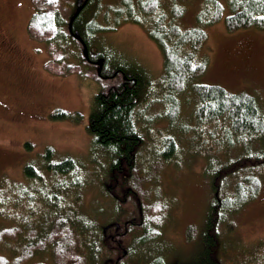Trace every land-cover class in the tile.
<instances>
[{
  "label": "rangeland",
  "instance_id": "rangeland-1",
  "mask_svg": "<svg viewBox=\"0 0 264 264\" xmlns=\"http://www.w3.org/2000/svg\"><path fill=\"white\" fill-rule=\"evenodd\" d=\"M62 1L66 8L76 2ZM119 2L102 0V12ZM203 4L204 0H160L156 12L166 14L171 19L172 8L182 7V15L174 23L182 29H188L196 25V16L203 9ZM34 9L33 0H0V186L9 181L12 184L22 183V190L28 189L29 196L36 194L35 185L25 178L23 169L31 162L40 166L46 147L53 146L57 160L70 156L79 161L83 167H79L80 175L85 176L84 181H87L81 192L74 183L70 187L69 199L66 196L68 182L63 179L67 186L58 188L59 197L63 199L59 205L65 208L71 204L73 209L76 206L84 223L89 220L101 224L104 219L99 212L102 211L100 209L107 210L109 199L101 192L98 183L105 176L108 159L92 153V138L87 126L93 96L118 84L119 79L101 78L98 66L86 60L79 42L71 41L62 52L56 45L32 38L28 24ZM96 10L95 3L89 6L88 22L93 19L91 13ZM68 11L65 15H68ZM103 19L100 15L97 22L101 24ZM206 32L207 41L197 53L195 62L206 60L207 70L194 82H189L179 95L180 112L173 124L163 118V90L160 92L163 54L149 37L146 28L141 24L123 22L115 31L98 32L92 37L91 50L95 53L105 52L110 68L119 66L144 76L146 85L143 95L148 100L142 107H137L147 123L144 126L146 141L142 149L144 165L163 151L168 135L177 144L176 156L160 167L158 181L154 183L157 189L161 188L162 193L170 198L173 207L170 221L158 241L160 246L157 242L151 244L142 256L145 260L149 259V264H162L163 261L167 264H190V260L198 258L206 213L213 198L211 178L207 171H213L222 161L239 157L245 147L236 140V146L227 149L226 140L220 138V124H201L196 121V95L191 84H214L235 93L247 92L256 97L264 111V29L253 27L230 33L222 19L206 27ZM58 108L74 115L73 118L53 119L51 116ZM25 142L32 143L33 148L27 149ZM248 144L253 148L252 151L264 147V141L261 140H253ZM48 173L43 168L41 174L55 184L57 180ZM48 180L39 186L50 191ZM230 189H233L232 185H229ZM8 197L9 191H4L2 187L0 198L7 202ZM1 205L0 201V211H7ZM29 207L33 208L31 205ZM39 214L41 212L36 210V214L18 216L15 220L14 216L10 220L0 217V227L21 225L23 228L27 221L33 226ZM227 217L230 230L225 223L220 225L225 246L224 264H264V179L259 196L238 212L230 216L227 214ZM25 230L27 233L28 228L25 227ZM10 241L3 244L1 253L13 258L20 251V247L15 245L22 241V237ZM100 247L91 239L94 257L97 252L99 254L96 257L105 254ZM51 251L50 246H47L23 264L37 261L53 264Z\"/></svg>",
  "mask_w": 264,
  "mask_h": 264
},
{
  "label": "trees",
  "instance_id": "trees-1",
  "mask_svg": "<svg viewBox=\"0 0 264 264\" xmlns=\"http://www.w3.org/2000/svg\"><path fill=\"white\" fill-rule=\"evenodd\" d=\"M33 3L35 9L28 24L32 38L56 45L62 52L71 41L78 43L68 29L69 21L76 12V2L70 8H66L62 0H33ZM93 3L97 5V10L91 13L93 19L88 22L87 10ZM158 6L160 0H136L135 3L132 0H120L102 12V0H89L73 23L74 31L80 33L89 47L90 60H86L93 65L94 61L104 58L100 77L119 79L118 84L93 96L87 126L92 138V153L108 159L107 165H104L105 176L98 183L101 192L109 199L107 210L100 209L102 211L99 212L104 221L101 224H93L89 220L84 223L76 206L73 209L71 204L65 208L59 205L63 199L59 197L58 188L67 186L63 179L68 182L66 196L69 199L70 187L76 183L81 192L87 181H84L85 176L80 175L79 167H83L79 161L70 156L57 160L55 148L47 146L40 166L31 162L23 169L25 178L35 185L36 194L29 196L28 189L22 190V183L12 184L9 181L0 186V189L3 187L4 191H9L7 202L0 198L1 206L7 210L0 211L2 219L10 220L14 216L15 220L18 216L36 214V210L41 212L33 226L24 220L27 222L23 228L21 225L0 227V264L29 262L39 250L47 246L52 249L53 264H149V259L145 260L142 256L151 244L157 242L160 246L158 241L170 221L173 207L170 198L162 193L161 188L157 189L154 183L158 181L160 167L176 156L177 144L168 135L163 151L144 165L142 149L146 141L144 126L147 123L138 112L140 108H137L148 100L143 95L146 85L144 76L119 66L110 68L105 52L96 55L91 50L93 34L115 31L123 22L141 24L146 28L149 37L163 54L164 69L160 83V92L163 90L161 103L165 108L163 118L173 124L180 112L179 95L189 82H194L207 70L206 60L195 62L197 53L208 38L206 27L223 19L230 33L253 27L264 29V0H204L203 9L196 16V25L188 29H182L174 23L181 17L182 7H173L172 18L169 19L166 14L156 12ZM67 9L68 15H65ZM100 15L104 18L101 24L97 22ZM190 87L196 95V121L201 124H220V138L226 140L227 149L234 148L236 140L241 146L245 145L239 157L222 161L213 171H207L211 178L213 198L206 213L199 256L190 260V264H224L225 246L220 225L225 223L230 230L226 215L238 212L257 198L262 190L264 147L252 151L248 143L253 140L264 141V111L256 97L244 91L235 93L214 84H191ZM73 116L58 108L51 117L67 119ZM25 147L30 150L33 145L25 142ZM43 168L51 178L57 180L55 184L41 174ZM46 179L50 191L39 186L45 184ZM229 185L233 189L229 190ZM25 227L28 228L27 233ZM188 234L191 236L190 231ZM20 237L22 241L15 245L20 247V251L13 258L1 253L6 242L10 243L11 239L17 241ZM91 239L101 246L105 254L96 257L99 254L97 252L94 257ZM31 264L49 263L37 261Z\"/></svg>",
  "mask_w": 264,
  "mask_h": 264
},
{
  "label": "water",
  "instance_id": "water-1",
  "mask_svg": "<svg viewBox=\"0 0 264 264\" xmlns=\"http://www.w3.org/2000/svg\"><path fill=\"white\" fill-rule=\"evenodd\" d=\"M89 0H78V4H77V9L76 12L74 13V15L72 16V18L70 19L69 22V32L76 38L78 39L84 46V50H85V55L87 57H89V49L87 44L85 43V41L82 39V37L80 36V34L78 32H75L73 29V23L75 21V19L78 17V15L81 13V11L83 10V8L86 6V4L88 3ZM100 65L98 72L101 74L102 73V67H103V60H101L99 63Z\"/></svg>",
  "mask_w": 264,
  "mask_h": 264
},
{
  "label": "flooded vegetation",
  "instance_id": "flooded-vegetation-1",
  "mask_svg": "<svg viewBox=\"0 0 264 264\" xmlns=\"http://www.w3.org/2000/svg\"><path fill=\"white\" fill-rule=\"evenodd\" d=\"M96 55H97V53H96ZM116 242V241H115ZM117 243V242H116Z\"/></svg>",
  "mask_w": 264,
  "mask_h": 264
},
{
  "label": "bare ground",
  "instance_id": "bare-ground-1",
  "mask_svg": "<svg viewBox=\"0 0 264 264\" xmlns=\"http://www.w3.org/2000/svg\"><path fill=\"white\" fill-rule=\"evenodd\" d=\"M117 262H118V261H117ZM119 263H120V262H119ZM119 263H118V264H119Z\"/></svg>",
  "mask_w": 264,
  "mask_h": 264
}]
</instances>
